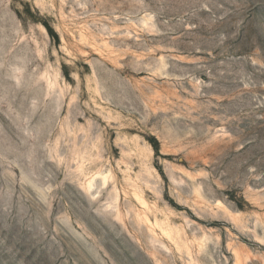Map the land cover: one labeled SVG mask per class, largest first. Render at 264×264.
Listing matches in <instances>:
<instances>
[{"label": "rangeland", "instance_id": "1", "mask_svg": "<svg viewBox=\"0 0 264 264\" xmlns=\"http://www.w3.org/2000/svg\"><path fill=\"white\" fill-rule=\"evenodd\" d=\"M0 264H264V0H0Z\"/></svg>", "mask_w": 264, "mask_h": 264}, {"label": "trees", "instance_id": "2", "mask_svg": "<svg viewBox=\"0 0 264 264\" xmlns=\"http://www.w3.org/2000/svg\"><path fill=\"white\" fill-rule=\"evenodd\" d=\"M43 25L46 27L52 38L58 39L57 33L52 29V27L48 23L45 22ZM154 147L155 150L157 151L158 150L157 146L154 145Z\"/></svg>", "mask_w": 264, "mask_h": 264}]
</instances>
